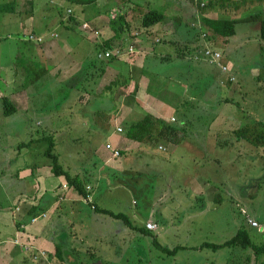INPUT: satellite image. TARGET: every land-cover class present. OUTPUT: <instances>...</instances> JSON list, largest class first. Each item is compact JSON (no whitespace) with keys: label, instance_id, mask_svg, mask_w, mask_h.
Returning a JSON list of instances; mask_svg holds the SVG:
<instances>
[{"label":"rangeland","instance_id":"1","mask_svg":"<svg viewBox=\"0 0 264 264\" xmlns=\"http://www.w3.org/2000/svg\"><path fill=\"white\" fill-rule=\"evenodd\" d=\"M50 1L36 0L33 5L34 10L41 14L40 9L46 10L49 17L45 21L49 20L48 24H53V13L58 6ZM128 1L130 4L135 3L136 8L130 10V15L136 18H132L134 22L139 18L141 28L140 14L145 10L156 9L165 15L168 14L166 8H160L157 0H113L112 7L119 4L122 6L123 2ZM186 1L185 5L191 7L189 0ZM167 2L177 4L180 0ZM99 3L102 4L103 1ZM72 5L74 4L65 0L63 8L57 9L64 15ZM98 7L104 15L105 11ZM108 7L110 9L111 6L107 5L104 9L110 17ZM263 8L264 0H248L242 9L239 7V11L235 13H232L233 9L229 12L224 9L226 17L222 18L243 20L259 13L264 17L261 12ZM68 14L70 18L77 19L73 16L74 11ZM125 15L128 16L127 13ZM200 15L202 17L201 13ZM207 15L209 14H205ZM197 16L192 18V28L200 29L198 37L202 45L208 42L209 46L219 48L223 53L222 63L229 67V73H224L214 65L205 67L206 75L189 72L184 66L194 63L189 60L191 56H187L184 61L174 60V64L161 59H154L153 62L147 60L140 70L144 71L148 81L151 79L152 92L156 93L158 100L161 99V103L165 105L166 110L162 116L168 119L172 115L175 116L174 121L169 122L179 126L175 136L180 141L176 145L157 141V144L162 143L166 147L163 152H159L157 148L139 154L138 149L132 151V155L123 157L129 161L128 167H124L125 170H106V178L98 182L94 176H98L100 172V161L94 156L95 148L105 147L106 138L93 135L97 126L104 127L103 132L109 129L102 125V122H97L98 119L108 121L110 117L104 94L88 90L87 95L92 97L89 104L82 106L78 103L73 106V111L79 112L77 121L82 123L76 127L70 125L72 120L66 119L69 113L65 110V97L70 96L71 87L76 91L68 101L75 100L79 92L85 93L86 90L67 82L61 83L59 88V81L54 80L53 72H50L53 67H47L49 74L44 76L43 80L40 78L42 76H39L44 73L41 69H29L23 76V65L27 63L22 46L25 36L21 32L7 36L8 33L17 32H8L0 24V39L3 37L0 44V185L3 184L0 188V210L8 209L12 203L16 184L19 187L25 184L23 188L32 191L33 186L29 183L26 186L25 182L16 180V169L23 167V170H28L27 162L31 163L34 171L33 175L28 177H31V181L37 173L47 175L50 172L52 161L47 155L50 142L41 139L45 135H52L53 153L58 155L60 165L71 175L80 174L81 179L86 182V187L87 183H92L93 192L88 196L91 201L93 197L99 205V210H93L91 204L87 203L88 199L80 195L79 204L78 201L63 203L61 210L51 215L49 223L52 224L51 228L54 227L59 243L62 239L59 236H70L72 248L77 251L73 254L76 264H264V251L260 248L264 247V145L260 142L255 145L251 141L256 140L264 131V41L260 35L261 24L240 22L236 26V35L223 43L220 38L212 40L215 37L202 26L201 18ZM50 26V31L56 27ZM184 26L173 36L165 37L167 41H174L173 45H170L169 41L155 45L156 53L163 47L173 50L172 53L178 49L182 50L181 52L191 51L193 43L196 42H192V39L197 36V32L193 29L188 31ZM18 30L23 31L22 27ZM59 31L60 35H64L63 28ZM143 31L145 29L141 30ZM78 33L80 29L72 34L74 40H84ZM204 33L207 34L206 38L203 37ZM31 38L37 41L35 36ZM188 39H191V42H188ZM85 40L90 50L88 60L92 64L100 66V63L110 60L100 57L99 60L93 41L87 38ZM129 43L125 44V49H129ZM29 46L32 44L29 43ZM136 55L135 52L131 59H135ZM11 64L14 65V70L10 68ZM92 71L98 77L97 69ZM231 74L235 81L226 86L219 84L221 79H226L223 84L228 83L227 78ZM169 77L187 81L186 89L182 92L176 90L179 94L166 91L163 86L164 82L169 81ZM39 79L42 84L38 83ZM109 80L104 76L98 81L95 89ZM20 83H35L34 86L38 83L41 85L37 86L40 89H49L50 85H54L53 88L60 91L58 97L57 93L51 94V99L48 100V97L36 93L38 91L31 87L32 85H27L30 88V100L27 105L29 115L26 116L23 112L16 116H7L5 93L20 91ZM66 92L68 93L65 94ZM143 94L132 96V99L138 100V104L142 105L144 98L148 96ZM42 97L44 102L40 101ZM85 100L87 102L89 98L86 97ZM80 101L78 99V102ZM170 102L173 103L171 108ZM38 104H43L42 111L37 110ZM56 104H64L62 109L65 112H62L60 125L55 119H50ZM16 106L19 109L20 106ZM47 107H50L49 114L43 116ZM156 108L160 111L159 107ZM140 110H145V117L136 114L133 118L139 117L140 121L153 124L156 122L158 116L155 111L148 108H139ZM97 116L101 118H96ZM182 122L185 124L182 125ZM113 127L114 125L111 129ZM56 129L60 131L58 134L54 132ZM152 129V133L147 137L157 136L158 130L155 126ZM240 131L246 132V139L238 135ZM76 135L79 139L73 140ZM156 139L159 138L154 140ZM29 142L32 143L28 145ZM220 142L226 143L220 145ZM108 145L113 148L111 144ZM108 150L112 153L111 149ZM119 157H122V154ZM37 167L41 173L37 171ZM91 189H87L88 192ZM104 208L116 214H124L128 220L104 215L100 211ZM248 219H255L259 228L251 227ZM148 221L157 224L158 229L142 231L146 229ZM240 229H246L250 234L251 247H224L216 251L210 248L200 249L204 243L223 244L233 238ZM156 242L171 250L183 247L186 249H180L175 255H168L157 247ZM69 245L71 246V242ZM253 246L258 250H254Z\"/></svg>","mask_w":264,"mask_h":264},{"label":"crops","instance_id":"2","mask_svg":"<svg viewBox=\"0 0 264 264\" xmlns=\"http://www.w3.org/2000/svg\"><path fill=\"white\" fill-rule=\"evenodd\" d=\"M35 1L36 0H0V4L14 2L12 12L1 14V27L6 29V31L8 32H17L8 33L7 36L19 34L20 32L25 36V38L22 40L24 43L22 46L27 59V63H24L23 65V76L27 74V71H29V69H31V71L33 69H41L44 73L39 76H42L40 78H42L41 80H43L44 76L49 74L47 67H53L50 72H53L52 78L59 81V88L61 83L67 82L69 84H74L73 86L75 87L78 86L80 88L81 86L83 90H86L85 93L79 92L75 100L68 101L71 94L76 91L74 87H71L72 89L70 90V96L67 95L65 97V99H67V106L65 107V110H67V112L69 113V116L66 119L72 120V122H70V125L76 127L77 124L82 123L77 121L79 112L75 113L73 111V106L78 103H80V105L82 106H87L89 104L92 97L87 95L88 90H91L93 93L94 91H97L100 94H104L105 101L108 107L107 110L109 111L110 117L108 118V121L107 119H98L97 122H102V125H106V127L109 129L103 132L104 127L101 128L97 126L96 130H94L93 136L101 135L105 137L106 146L107 144H111L113 148L120 150V152L122 151V157H117L118 159H115L113 157V154L107 149L106 146H102L99 148L96 147V153L94 156H96L100 161V172L98 176H94L97 182L106 178V170H108L109 172L116 169H119L116 170L119 172L125 170V168L129 165V161L125 158L123 159V157L132 155V151L134 152L138 149L139 154V152L144 153L145 150L150 151L154 148H157L159 152H163L166 147L162 143L153 145L147 143L148 139H146V132L139 133L137 129H134L132 132L130 131L131 129H133V126L137 125V123L140 122L139 117L138 119L133 118L134 115L138 114L137 116L145 117L144 108L152 109V111H155L154 113L156 114V116H158L155 123H159V121L171 123L169 122V120L173 122V119L175 118V116L173 115L169 119L162 116V113L166 110V108H164L165 105L161 103V99L158 100L159 96L155 95L156 93L152 92L151 79H149V81L147 80L144 71L140 70V67L143 68V64L145 65L147 60L153 62L154 59H161L162 61H168L169 59L174 64V60L180 59L179 57L183 53L181 52L182 50L178 49L174 53H172L173 50H170L167 47H163V49L161 48L156 53L155 45L162 44L163 42L167 43L168 41L170 45H173L174 41L171 42L170 39H168L167 41L165 40V37L173 36L175 32L182 28L183 25H185L184 27H186V29L189 31L192 27L191 24L194 23L192 18L195 19L196 16L201 13L198 7L190 2V0L189 3L191 4V7L185 5V2H187L186 0H180V2L177 4H172V2L168 3L167 0H157L159 1L158 4L161 5L160 8L162 10L163 8L164 10L166 8V12H168V14L166 13V19L163 23H160L149 29L154 33L149 38H146V31L141 32L142 28L139 27V18L137 22H134L136 18H134V15H130V10L134 8L132 4L123 2L124 5L122 6L125 7L121 10V13L115 14L114 12H117L116 9H120L122 7L120 6V4L116 6L113 5L114 7H112L113 0H98V2L94 5L75 6L74 4L72 5V7H69L67 9V13H64L63 15L62 11L57 8L59 7L62 9L65 0H51L50 2H53L51 4L57 5L58 7H55V13H53L55 19L53 20V24H48L49 20L45 21V19L49 17L46 10L40 9V11H42V14L34 10L33 4ZM99 1H103V3L101 4L99 3ZM162 1L164 2L162 3ZM247 1L248 0H230V3H234V7L237 8V10L233 9L234 11L232 13L239 11V7L241 10L242 7L247 4ZM115 4L117 3L115 2ZM97 5L105 11L104 15L101 14L100 9ZM107 5L111 6L110 9L108 7L107 10L110 17L105 10L107 8ZM71 11H74L73 16L77 18L76 22H79L78 25L74 26L73 23H68L70 19L68 12ZM77 12L79 13L77 14ZM147 12L148 11L145 10L143 14H146ZM261 12L264 13V8ZM125 13H127L128 16H126ZM143 14H140V16H143ZM123 15L125 16L124 18L126 22L122 18L118 20L119 23L117 21L116 24H113L112 19L117 20L120 16ZM207 16L210 18L219 19L225 17L226 12L222 9H216L214 11H211V14ZM67 17L69 19H67ZM84 24H88L94 31L84 29ZM117 24H124L121 31H119V25ZM50 25H56L55 29L50 31L48 29L51 28ZM20 27H22L23 31L18 30ZM128 27H131V30H134L133 33H126V29ZM60 28L64 29V35H60ZM78 29H80V33H78V36L80 35L84 40H74L72 34ZM193 30H195L197 34H200V29ZM95 32L98 33V35H96ZM138 32H140V35L137 36L136 34H138ZM31 36H35L37 38V41L31 40ZM2 38L3 37H1L0 39V44ZM85 38L93 41L96 46V50H98V54L102 53V46L104 42H112V45H114L113 48L120 45L125 47V44L130 42L129 46L133 45L138 52L135 59L133 58L134 60L131 59L132 56L129 55L127 56V58L129 57L128 59H110L106 60L107 62L100 63V66H98L97 64L92 66V63L88 60L90 50L88 49V45H86L85 43ZM160 38L162 39L160 40ZM12 39H14V37ZM38 39H41V41H38ZM194 39L192 40V42H196L193 43L191 51H195V49L199 45L202 46V41L198 36H196V38ZM158 40H160L161 42L157 43L156 41ZM181 42H179L178 45H180ZM188 42H191V39H188ZM29 43L32 44V46H29ZM153 54H155V56H152ZM181 59L184 61L185 59H187V57H182ZM207 65L210 64L203 61L194 62L192 65L187 64L184 67L187 68L189 72H200L202 75H206L205 67ZM9 66L12 70L15 69L13 64ZM94 68L97 69L100 76L98 75V77H96L93 74L92 69L94 70ZM104 76L110 79L109 82L104 83L100 87L95 89L98 81L101 80ZM41 80L38 83L42 84L43 82H41ZM225 81L226 79H221L219 84L222 86H226L230 83L228 78V83L223 84L222 82ZM38 83H36V86H34L35 83H33V85L30 83H20V91H8L5 93V96H7L6 98L9 101H11L12 103L14 101L13 104L15 106L16 104L20 106L19 109L16 106L17 109L13 114H11V116H16L19 113L23 112L25 113L24 115H29V108H27V105L28 100H30V88L27 85H32L31 87L36 88V90L38 91L36 93L48 97V100L51 99V94L57 93L58 97L60 89H54V85H50L49 89L44 87L40 89L37 87L41 86L38 85ZM164 84L165 86H163V88L166 89V91L176 94H179L176 92V90L182 92L188 85L187 81L183 82L176 79H170V77L169 81L164 82ZM67 93L68 92H66L65 94ZM143 93L147 94L148 96L144 98L142 105H139L138 100H133L132 96L136 95V97H138L144 95ZM86 97L89 98L87 102L85 100ZM122 97L125 98L124 101ZM174 97L177 98L176 96ZM178 98H182V96H178ZM78 99H80L81 101L78 102ZM131 99L132 101H130ZM40 101L44 102V97H42ZM172 104L173 103L170 102V108L172 107ZM42 105L43 104H38L37 110L42 111ZM47 105L50 106V103H48ZM63 106L64 104L62 106L56 104L53 109L54 113L50 117L51 120L55 119L58 125L62 123V112H65V110L62 109L64 108ZM156 107H159L160 111H158ZM49 108L47 107V112H45L43 116L49 114ZM139 108L143 109L144 111L140 110L142 111L140 112ZM83 116L85 118L84 114ZM96 118L101 117L97 116ZM183 124L185 123L182 122V125ZM112 125H114L113 129H111ZM118 129H121L122 131H119ZM54 132L58 134L60 131L59 129H56L54 130ZM136 136L138 138H142L143 142H146L147 144L138 142L136 140ZM46 137L47 135L43 136L42 139H46ZM78 139L79 136L76 135L74 136L73 140ZM168 143H170L171 145H176L172 144L171 142ZM111 165L115 166V168H113ZM26 168L28 170H23V167L15 170L17 176L16 180L22 183L25 182L26 186L29 183L30 186H33L31 187L32 191L29 192L28 189L23 188L25 184H23L22 187H19L18 184H16L15 194L12 197V203L9 204L8 209L2 208L0 210V264H47L46 260H42L38 263L33 262L30 258L31 252L28 251L29 246L33 247L35 250H43L48 252L54 264H76V259L73 257V254H76L77 251H75V248H72L73 246L70 236H59L62 238L61 242L59 243L57 237H55V229L54 227L51 228L52 224L49 222L51 219V215L57 214V212L61 210V207H63V203H74L78 201L79 204L81 202L79 201L81 200V196L69 186L65 176H54L52 173V169L47 173V175L37 173V175L31 181V177L28 178L34 173L31 163L27 162ZM38 170L39 167H37V171ZM38 172L41 173L42 171ZM72 176H80V174H73ZM2 182H4V180H2ZM87 184L89 185H87L88 187H93L91 185L92 183ZM2 185H0V188H2ZM92 192L93 189H91V191H89L88 193L92 195ZM87 199V203L91 204L93 210H99V205L95 202L93 197L92 201L90 202L89 196ZM103 210L107 209L104 208L100 211L104 213ZM42 215H46V217L43 218ZM104 215L108 214L104 213ZM39 216L41 218L36 223H33L32 219ZM41 220L42 222H40ZM68 238L70 240L69 242ZM15 239L19 240L20 245H15ZM70 242L71 246L69 245ZM57 252H60L61 256ZM90 253L92 256L94 255L93 252Z\"/></svg>","mask_w":264,"mask_h":264},{"label":"trees","instance_id":"3","mask_svg":"<svg viewBox=\"0 0 264 264\" xmlns=\"http://www.w3.org/2000/svg\"><path fill=\"white\" fill-rule=\"evenodd\" d=\"M66 1H69L71 4L81 5V6L94 5L98 2V0H66ZM202 1L203 0H190V2H192L193 4H195L198 7V9L200 10V12L202 14V17L200 14H198V17L201 18L202 26H204L211 33V36L215 37L212 40H215L216 38H220V40L223 43H226L228 38L236 35V26L240 22H260V24H261L260 35H261V39L264 41V17L261 13L254 15V17L250 16V17L243 19V20H233V19H225V18L214 19V18H210L208 16H205V14H210L211 11H214L216 9H222V10L227 9V11H229L230 9L237 10V8L234 7V3H230V0H209L208 3H206L204 6H202ZM128 2H126V3L130 4V1H128ZM132 5L134 6V9H135L136 8L135 3H133ZM13 7H14V2L13 3L7 2V3H3V4L1 3L0 4V14L12 12ZM123 8H124V6H122L120 9L117 8L116 9L117 12H114V13L115 14L121 13V10ZM112 11H114V10H112ZM122 18L125 21L124 16H120L117 20L112 19L113 24H116V22ZM165 19H166L165 14L156 10V9L149 10L146 14H143V16L141 18V20H142L141 26H142V29H145V31L147 33L146 38H149L154 33L149 29L160 24V23H163L165 21ZM76 20H75V18L72 17L69 19L68 23H71V24L73 23L74 26L78 25L79 22H76ZM118 23H119V21H118ZM117 25H119V31H121L124 24H117ZM191 29H193V28L191 27ZM133 31L134 30H131V27H128L126 29V33H129V34L133 33ZM138 35H140V32H138ZM197 36H199V34H197ZM157 43H159V42H157ZM113 46L114 45H112V42H104V44L102 46V53H105L107 51L113 52L115 54V57H111V60L117 59V58L126 59L127 56H129V55L125 54L127 49H125L124 46L120 45V46H117L115 48H113ZM128 47H130V46H128ZM202 47H203V45L198 46L195 49V51H190V50L187 51L186 50L181 54V56L179 58L181 59L182 57L185 58L187 56H191V58L189 60H193L194 62H203V61H198L194 58L199 53V50H201ZM213 47H214V45H213ZM214 48L219 50V48H217V47H214ZM119 50L121 53L118 56L117 52ZM178 60L179 59H177V61ZM166 62L170 63L171 61L168 59V61H166ZM93 65L94 64H92V66ZM229 76L234 77L232 74ZM5 101L8 104L7 107H5V114L7 116H10L11 114H13L15 112V110L17 108L15 107L14 104H12L10 101H8V99ZM145 123H148V122L140 121L139 123H137V125L133 126V129H131L130 131L132 132L134 129H137V131L139 133H141V132L145 133L146 132L147 135H149V134H151V130H153L152 127L154 128V126H155V129L158 130L156 137L159 139L154 140L156 137H154L153 135L148 136L146 138V139H148L147 143H150L151 145H153V144H157V141H161V140L171 142L172 144H178L179 143L180 139L175 136L180 129L179 126L174 125V124H170V123H165L164 121H159V123H157V124L148 123L149 125L145 124ZM238 135H240L241 138H245V139L247 138L246 132L240 131L238 133ZM50 137H46V139L44 138L42 140L50 142L49 149L47 150V155L50 157V159L52 161V173H53V175L56 177L65 176L67 181H68L69 186L72 189H74L79 195H82V196L88 198L89 193L87 190L88 186L86 187V185H85L86 182L83 181L80 176H75V177L72 176L67 170H65L62 167V165H60L58 155L53 153V149H54V143L52 142L53 136L50 135ZM258 139H260V140H258ZM136 140L140 143L147 144L146 142H143L142 138H138L137 136H136ZM251 141L255 145H257L258 142H260V143H262V145H264V131L262 134L259 135V137L258 136L256 137V140H251ZM30 143H32V142H30ZM30 143L28 145H30ZM225 143L226 142H224V143L220 142V145H223ZM103 212L114 217V218H117V219H122L124 221L128 220L127 217L121 213L116 214V213H113V212L108 211V210H103ZM249 221H250V219H248V223H249ZM142 231L147 232L149 230L142 229ZM155 244L157 245V247L159 249H161L163 252H165L168 255H175V254H177V252L180 249H186V247H183V248H175V249L171 250L167 247L162 246L158 242H156ZM251 245H252L251 238H250V234L248 233V231L246 229H240L237 232V234L233 238L227 240V242H225L223 244L204 243L200 247V249L210 248V249H213L216 251V250H219V249L224 248V247L241 246L242 248H248V247H251ZM252 248H254V250H258V248H256L255 246H253ZM260 248H262V250L264 251V247H260ZM57 253H59V255L61 256L60 252H57Z\"/></svg>","mask_w":264,"mask_h":264},{"label":"built area","instance_id":"4","mask_svg":"<svg viewBox=\"0 0 264 264\" xmlns=\"http://www.w3.org/2000/svg\"><path fill=\"white\" fill-rule=\"evenodd\" d=\"M209 0H203L202 1V6H204L206 3H208ZM83 28L86 29V30H91V31H94L92 28H90V26L88 24H84L83 25ZM96 35H98V33L95 32ZM138 36V34H136ZM33 37V36H31ZM203 37L206 38L207 37V34H203ZM32 39V38H31ZM41 41V40H39ZM157 42H160V40H158ZM137 53L138 51L136 50V48L134 46H130L129 49H127V51L125 52V54L127 55H130L132 56L134 53ZM120 50L117 52V55L119 56L120 54ZM109 58L111 59V57H115V54L111 51H107L105 53H99L98 54V58ZM196 60L198 61H204V62H207L209 63L210 65H214L216 66L217 68L221 69L224 73L228 74L230 69L228 66L224 65L222 63V59H223V53L220 52L219 50L215 49L213 46H209V43L208 42H205L202 49L199 51V53L194 57ZM228 79L230 82H233L235 81V78L234 77H230L228 76ZM174 121V119H173ZM119 131H122L121 129H118ZM108 149H111L114 157H118L120 156V151L115 148H111V146H107ZM162 149V148H160ZM88 189H91L90 187H88ZM91 200L89 199V202ZM94 208V207H93ZM43 218L46 217V215H42ZM41 217H35L32 219V222L33 223H36ZM250 225L252 227H256V228H259V224L258 222H256L255 220H252L250 219L249 221ZM146 229L149 230V231H154V230H157L158 229V225L155 224V223H152V222H148L146 224ZM14 243L15 245H20V242L19 240L15 239L14 240ZM28 251L31 252L30 254V258L32 259L33 262H40L42 260H46L47 264H54L53 261H52V258L50 256V254L46 251H43V250H35L33 247H30L29 246V249Z\"/></svg>","mask_w":264,"mask_h":264},{"label":"clouds","instance_id":"5","mask_svg":"<svg viewBox=\"0 0 264 264\" xmlns=\"http://www.w3.org/2000/svg\"><path fill=\"white\" fill-rule=\"evenodd\" d=\"M230 82V81H229ZM231 83V82H230Z\"/></svg>","mask_w":264,"mask_h":264}]
</instances>
